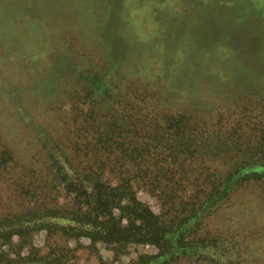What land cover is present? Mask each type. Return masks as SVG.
Instances as JSON below:
<instances>
[{
    "label": "rangeland",
    "instance_id": "374dc122",
    "mask_svg": "<svg viewBox=\"0 0 264 264\" xmlns=\"http://www.w3.org/2000/svg\"><path fill=\"white\" fill-rule=\"evenodd\" d=\"M32 2L0 0V264H264V0ZM29 5L41 23L33 60L16 51L17 35L27 27L15 21ZM100 36L102 60L90 63L82 55ZM108 53L117 76L135 81L165 108L162 126L139 127L151 138L144 164L151 177L172 172L190 155L179 174L198 181L172 200L139 187L144 203L165 213L173 228L180 225V236L164 249L117 248L50 215L62 205L71 212L73 204L55 161L98 134L99 124L85 132L86 116L76 115L93 107L80 104L87 74L74 82L68 71L104 70L112 65ZM168 111L192 118L197 137L163 128L175 121ZM180 151L185 154L177 157ZM190 192L197 194L195 207Z\"/></svg>",
    "mask_w": 264,
    "mask_h": 264
},
{
    "label": "trees",
    "instance_id": "16d2710c",
    "mask_svg": "<svg viewBox=\"0 0 264 264\" xmlns=\"http://www.w3.org/2000/svg\"><path fill=\"white\" fill-rule=\"evenodd\" d=\"M32 1L30 0L31 3ZM32 7L31 5L24 7L23 14L15 21L18 27H27L17 35L16 51H22L28 60L37 59L40 54L36 38L41 29V23L31 18ZM31 41H35L36 46L29 45ZM92 43L93 48H85L82 57L90 63L93 62L92 58L99 62L102 60L100 53L105 50L101 36ZM2 53L5 54V52ZM108 57L112 65H107L108 68L104 70L95 67L96 70L92 71L83 66L68 71V76L74 82H78L87 74L86 82L80 85L79 91L82 92L80 104L86 105L89 102L93 107L88 111L84 110L85 112L80 110L76 115L86 116L84 121L86 126L82 127L85 132H88L93 123L99 124L98 134L89 144H75L76 146L72 147V156L61 152L62 163L55 161L59 185L65 194L70 196L73 204L71 212L62 205L56 206L50 215L74 223L79 228V233L94 241L116 245L117 248L132 243L153 244L164 249L173 237L180 236V225L173 228L168 224L165 213L156 214L149 204L139 198L138 189L141 185L150 187L152 190L149 191L157 192L164 200L168 199V196L172 200L173 195L180 190L183 195L188 194L186 190L193 188L198 181L179 174L183 163L190 158V155L182 160L179 168L172 169V172L165 175L158 173L157 176L151 177L149 170L144 167L145 158L152 151L151 138L140 132L139 127L143 124H146L148 128L162 126L158 119L165 108L154 99H149L148 95H143L141 87L134 84L135 81H127L117 76L115 58L111 56V53H108ZM138 93L143 95L141 100ZM100 107L105 108L107 113H101ZM142 110L146 113L141 114ZM169 114L172 113L169 111L164 113V115ZM171 117V120L175 121L169 125L166 124L163 128L167 130L177 126L181 136L188 139L197 137L196 123L192 118L187 119L186 116L176 114H172ZM125 119H127L126 125ZM105 121H107L106 124ZM82 133L77 136L78 139L81 138ZM176 135L178 136V133ZM208 137L214 138V135L210 134ZM137 140L143 143L139 145ZM49 143L44 142L43 146L50 151L49 156L52 159L54 154ZM194 152L195 150L192 153ZM177 153V157L185 154L182 151ZM93 154H100L99 159L92 157ZM75 157H80L82 161L73 162ZM86 160L90 161L89 167L82 168ZM106 167H109L108 176L104 175ZM223 182H226V178ZM190 193L194 198L188 196V199L191 201V206L195 207L192 200L194 201L197 194ZM193 211L195 210L192 208L191 213ZM45 216H49V213ZM189 217L185 216L187 219ZM185 218H180L179 221ZM164 255V250H161L159 257Z\"/></svg>",
    "mask_w": 264,
    "mask_h": 264
}]
</instances>
